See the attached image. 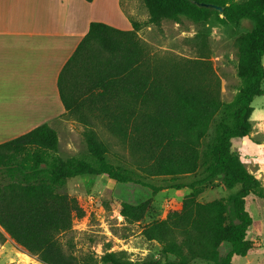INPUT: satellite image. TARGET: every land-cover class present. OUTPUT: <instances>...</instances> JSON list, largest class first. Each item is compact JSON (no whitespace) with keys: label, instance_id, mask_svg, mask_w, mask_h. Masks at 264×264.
Listing matches in <instances>:
<instances>
[{"label":"trees","instance_id":"obj_1","mask_svg":"<svg viewBox=\"0 0 264 264\" xmlns=\"http://www.w3.org/2000/svg\"><path fill=\"white\" fill-rule=\"evenodd\" d=\"M92 1V0H87ZM147 23L163 20L195 23L215 19L230 24L248 18L254 28L239 38L238 76L245 80L237 105L229 112L233 124L222 120L219 134L208 153L205 174L174 188H190L178 209L164 219L143 227V236L161 245V258L132 260L126 251H106L100 259L67 254L57 234L71 228L81 208L77 198L59 193L67 179L105 174L121 183L135 182L161 190L154 184L111 163L108 146L93 129L83 132L87 157L63 158L58 154L59 135L43 123L0 143V171L12 180L0 185V227L45 264H233L253 248L249 229L253 215L250 195L264 198L260 181L232 150L233 138L251 132L254 99L264 95V0H143ZM199 2L222 6H200ZM143 23L132 21L123 30L104 22H92L88 33L63 66L58 77L65 113L85 123L101 119L106 128L130 141L141 154L140 168L148 175L180 176L196 173L201 165V145L222 102L213 79L200 82L190 68L164 72L153 66L138 36ZM221 178L228 188L239 186L226 198L199 201L198 187ZM108 206L129 223L145 219L152 199L131 204L112 199ZM229 250L221 254L220 247ZM173 258V259H171Z\"/></svg>","mask_w":264,"mask_h":264},{"label":"rangeland","instance_id":"obj_2","mask_svg":"<svg viewBox=\"0 0 264 264\" xmlns=\"http://www.w3.org/2000/svg\"><path fill=\"white\" fill-rule=\"evenodd\" d=\"M131 3L136 13L134 20L143 23L138 36L151 64L164 72L190 68L200 82L213 79L214 84L218 85L222 106L202 140L200 169L196 173L176 177L146 174L140 168L141 154L134 151L129 140L110 132L100 118H92V123L87 126L66 112L53 122L52 127L59 135L58 154L61 157L86 158L88 151L83 132L93 129L100 140L107 144V157L111 163L130 171L134 178L161 187V190L153 193L151 188L142 184L121 183L105 174L73 177L59 186V193L77 198L81 210L75 214L71 228L57 234V238L67 254L81 260L87 255L100 259L107 250L126 251L132 260L163 259L160 243L146 239L142 234L143 227L153 220L164 219L170 209L180 208L185 195L193 191L186 187L174 188L173 185L192 182L205 174L209 162L208 153L219 134L218 124L222 120L233 124L229 112L237 105L240 90L246 83L237 72L238 41L254 28L252 20L243 18L224 25L215 19L207 23H195L182 17L179 22L163 20L161 25H154L147 23L149 13L143 0H131ZM126 21L122 15L116 16L112 24L123 27ZM126 27L130 29L131 25L127 24ZM252 105L251 132L248 137L233 138L232 150L264 188V95L256 97ZM11 180L8 172L0 171V185ZM198 189V200L208 202L226 198L238 190L239 186L228 188L218 178L212 185ZM112 199L131 204L152 199V208L143 221L129 223L108 206L107 203ZM248 207L254 219L248 234L254 243L253 248L246 256L236 258L233 264H264V198L250 195ZM228 250V245L220 247L221 254ZM0 264L45 263L30 254L0 227ZM192 264L209 263L195 261Z\"/></svg>","mask_w":264,"mask_h":264},{"label":"crops","instance_id":"obj_3","mask_svg":"<svg viewBox=\"0 0 264 264\" xmlns=\"http://www.w3.org/2000/svg\"><path fill=\"white\" fill-rule=\"evenodd\" d=\"M135 15L131 0H0V143L65 113L58 77L92 22Z\"/></svg>","mask_w":264,"mask_h":264},{"label":"water","instance_id":"obj_4","mask_svg":"<svg viewBox=\"0 0 264 264\" xmlns=\"http://www.w3.org/2000/svg\"><path fill=\"white\" fill-rule=\"evenodd\" d=\"M199 5L200 6H207V7H214L216 9H218L219 11H223V9H224L222 6H219L216 4H211V3H205V2H199Z\"/></svg>","mask_w":264,"mask_h":264}]
</instances>
